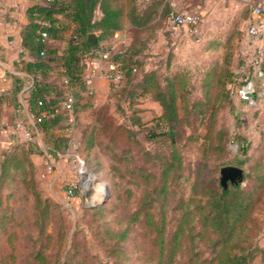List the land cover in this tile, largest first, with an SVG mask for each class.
<instances>
[{"label":"rangeland","instance_id":"rangeland-1","mask_svg":"<svg viewBox=\"0 0 264 264\" xmlns=\"http://www.w3.org/2000/svg\"><path fill=\"white\" fill-rule=\"evenodd\" d=\"M158 1L160 0L113 2L125 12L132 6L141 12L147 10L148 5L156 4L155 14L158 20L154 21L150 29L138 33L143 41L145 38L149 43L147 55L140 56V60L157 70L163 84L166 77H171L176 72L181 73L186 80L185 86L180 89L183 98H178V102L180 105L186 103L188 108L192 100L204 97L207 87L204 74L207 69H216L218 73V65L225 52L230 53L232 70L235 68L240 59V51L248 47L242 45L244 30L237 20L228 29L212 34L209 38L203 36L201 28L199 34L183 27L174 28L172 13L180 10L172 12L168 3L166 6H159ZM125 22H129L128 18ZM128 31L132 34L127 28ZM187 31L188 35L185 34ZM212 86L211 91L215 93L216 82ZM8 97L0 89V153L9 146L11 134H16L23 140L31 137L40 148L46 149L49 140L34 131L33 121L26 122L18 116L13 117V111L18 105L9 103ZM221 97L222 104L216 110L213 127L221 128L223 136L220 141L213 138L215 144L219 142L221 145L216 149L208 145V111L200 109L199 112L190 111L186 115L183 109L180 110L183 118L179 125L177 146L182 166L178 181L173 184L174 192L165 204L166 232L179 221L175 205L177 206L181 196H199L200 186L209 177L219 181V168L233 162H239L245 171L244 180L240 184L245 187L247 167L253 157L260 154L264 157V148L259 147L264 142V104L251 107L231 95L227 96L225 92ZM92 99L93 95H84L86 102ZM161 112V104L149 93H142L138 89L132 97L128 94V89L119 91L109 87L104 98L93 106L80 109L76 121L71 126L68 124L67 147L54 158L55 164L50 169L47 168L45 153H33L41 191L56 205L51 209L52 213L45 226L53 235L46 251L52 256L54 264L69 254H72L73 260L82 259L91 264H114V261L155 264V243L150 226L145 221L129 223L127 216L140 204L144 191L152 190L156 180L153 175L140 179L136 172L129 170L137 169L143 175L157 173L159 166L169 156L170 147L167 142L148 136L152 130H161L162 124L157 122ZM93 125L97 127L96 142L91 147H86L84 136ZM236 134H240L242 138L236 139ZM240 145L248 147L246 154L242 153ZM122 148L125 149L127 159L122 165L125 170L122 168L120 175L113 171L112 164L116 161L112 152ZM79 160L85 167L84 175L77 171ZM194 183L198 184L197 188H194ZM71 184L76 187L68 194L67 188ZM0 196L1 206L9 217L5 222L6 226H0V262L6 261L13 253L16 258L10 262L18 264L40 244V240L36 238L34 196L18 169L13 170L12 178L2 186ZM160 204L157 199L152 207L157 220H160ZM248 225L247 241L264 247V193L253 209ZM123 229L126 236L116 243L118 238L115 232ZM197 229H200L199 225L194 230ZM9 232L15 233L13 244L9 242ZM188 240L185 246L194 245L199 255H212L208 238L197 237V241L192 242ZM120 248L124 251H119ZM260 255L258 252L251 264H261Z\"/></svg>","mask_w":264,"mask_h":264},{"label":"trees","instance_id":"trees-1","mask_svg":"<svg viewBox=\"0 0 264 264\" xmlns=\"http://www.w3.org/2000/svg\"><path fill=\"white\" fill-rule=\"evenodd\" d=\"M113 1L32 0L26 7L27 22L20 31V37L22 48L30 55L26 62V71L31 79L26 96L27 107L36 133L46 137L49 143L46 149H42L32 138L25 140L15 138L0 153V193L2 186L12 178L13 170L18 169L34 196L36 208V238L40 240V244L18 264L55 263L50 253L46 251L53 235L45 226L52 213L51 209L56 205L41 191L32 155L34 152L47 151L56 156L67 147L68 112L63 106V101L69 94L75 98L73 104L75 117L80 109L92 105L88 101H80L85 91L86 55L95 46L102 45L99 41L124 28L132 32V38L125 50L112 54L113 59L120 60L122 68V79L117 89L119 91L128 89V94L132 97L139 89L159 101L162 112L157 122L162 124V128L157 132L152 130L148 136L165 141L170 147L168 159L159 166L157 173L149 172L143 175L137 169L129 170L136 172L140 179L144 180L153 175L156 180L153 179L155 182L152 190L146 189L140 204L128 214V222L145 221L150 226L152 240L155 243V264H251L258 252L261 254V264H264V247L248 242L246 234L252 211L264 193L263 154L253 157L247 167L245 187L228 184L224 188L219 181L209 177L200 186L199 196L196 197L195 194L189 195L188 198L181 196L177 206L175 205L179 212V221L169 229L168 235L166 232L168 227L165 204L174 192L173 184L177 183L182 166L177 146L179 125L183 118L180 110L183 109L186 115L187 112H199L200 109L208 111V145L213 149L221 147L219 142L214 143L213 138L220 141L223 136L222 130L214 129L213 124L216 110L222 104L221 96L225 92L230 97L229 85L233 73L230 53L225 52L223 60L218 65V73L216 69L206 70L204 81L207 87L204 97L192 100L188 108L186 103L180 105L178 98H183L180 89L185 86V77L176 72L171 77H166L163 84L157 70L153 66H146V62L140 60V56L147 55L149 43L145 38L143 41L138 33L150 29L154 21L158 20L155 14L156 4L148 5V9L141 12L132 6L125 12ZM158 4L163 5V0L158 1ZM126 18L129 22H125ZM43 32L46 33L45 36ZM89 32H96V44L88 38ZM213 82L217 85L215 93L211 91ZM95 128L97 127L93 125L90 132L84 136L86 147H91L96 142ZM239 138L242 136L236 134V139ZM240 150L246 154L248 147L240 145ZM112 155L116 161L112 164L113 171L121 175L122 168L125 170V166L122 167L123 162L127 159L125 149L114 150ZM228 164L241 167L239 162ZM197 185L194 183V188H197ZM157 199L161 202L160 220L153 215L152 209ZM7 217L6 210L1 206L0 196V226L3 228L6 226ZM197 225L200 229L194 230ZM115 233L118 238L116 243L126 236L125 229ZM14 235V232L8 233L9 242L12 244ZM197 237L209 239L212 253L210 257L199 255L192 244L185 246L188 239L190 242L197 241ZM119 251L122 252L124 249L120 248ZM71 257L72 254H69L56 264H91L82 259L73 260ZM15 258L16 255L12 253L10 258L6 259L7 263L4 261L0 264H11L10 261H14ZM179 260L182 262L179 263ZM114 264L127 263L114 261Z\"/></svg>","mask_w":264,"mask_h":264},{"label":"crops","instance_id":"crops-1","mask_svg":"<svg viewBox=\"0 0 264 264\" xmlns=\"http://www.w3.org/2000/svg\"><path fill=\"white\" fill-rule=\"evenodd\" d=\"M30 3L32 0H0V89L9 95V103L18 105L13 111V117L18 116L19 119L26 122L32 121L26 101L31 85L30 76L26 71V62L30 55L21 46L20 31L27 22L25 10ZM164 3H168L172 12L173 10L197 12L200 16L199 28H201L203 36L208 38L212 34L228 29L237 20L240 28L244 30L242 45L252 46L254 44V40L247 33V26L252 15L243 0H163ZM185 34L188 35V31ZM131 38V33L127 32V28H124L115 31L111 37L99 41V44H112L120 49L124 46L127 47ZM109 87L105 78L97 77L94 80L93 99L89 102L95 105V102L104 98ZM84 95L86 94L83 93L80 101H85ZM263 104L260 103V105ZM11 135L9 138L12 137ZM259 147L264 148V142ZM33 156L32 158H34Z\"/></svg>","mask_w":264,"mask_h":264},{"label":"built area","instance_id":"built-area-1","mask_svg":"<svg viewBox=\"0 0 264 264\" xmlns=\"http://www.w3.org/2000/svg\"><path fill=\"white\" fill-rule=\"evenodd\" d=\"M243 1L248 6L252 15V19L247 26V33L254 40V44L240 51V59L233 69L229 87L232 97L248 106L256 107L260 103H264V1ZM171 18L174 27H184L189 32L199 34L200 16L197 12H189L187 10L175 11L172 13ZM42 34L46 35L45 32ZM125 48L126 46L117 49L112 44L98 45L88 52L85 58L87 68L84 94L94 95V80L97 77L105 78L111 88H117L120 85L122 79L121 62L120 60L113 59L112 54L113 52L123 51ZM74 101L75 98L71 94L63 101V106L68 112L67 124L69 126L76 121L73 111ZM16 124L20 125L18 122ZM15 138L22 139L13 134L9 143ZM60 153L58 152L56 156ZM45 155L47 168L50 169L55 164L54 158L56 156L47 151ZM77 171L81 175L85 174V167L81 160L78 161ZM75 187V184L68 186L67 193L71 194Z\"/></svg>","mask_w":264,"mask_h":264},{"label":"water","instance_id":"water-1","mask_svg":"<svg viewBox=\"0 0 264 264\" xmlns=\"http://www.w3.org/2000/svg\"><path fill=\"white\" fill-rule=\"evenodd\" d=\"M88 38L93 44H96V32H89ZM245 177V171L242 167L233 164H224L219 168V182L226 188L228 184L240 185Z\"/></svg>","mask_w":264,"mask_h":264}]
</instances>
